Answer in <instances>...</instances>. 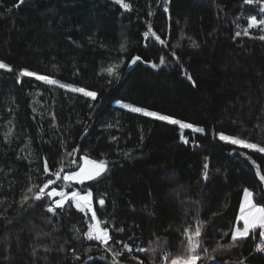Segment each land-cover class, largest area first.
I'll return each mask as SVG.
<instances>
[{
	"label": "trees",
	"instance_id": "1",
	"mask_svg": "<svg viewBox=\"0 0 264 264\" xmlns=\"http://www.w3.org/2000/svg\"><path fill=\"white\" fill-rule=\"evenodd\" d=\"M124 2L128 9L116 0H24L18 7L19 0H0V61L11 69H0V264H172L189 255L201 257L195 264H264L259 227L218 249L241 226L244 189L264 206V153L218 137L264 146V26L248 28V17L264 19V4ZM161 57L165 63L152 67ZM21 69L58 83L21 76ZM83 156L108 170L63 188L92 192L97 221L111 236L107 246L84 235L94 220L72 199L47 210L56 182L35 199L53 173L77 170ZM189 236L200 241L196 253L188 250ZM112 252L121 255L113 259Z\"/></svg>",
	"mask_w": 264,
	"mask_h": 264
},
{
	"label": "snow or ice",
	"instance_id": "2",
	"mask_svg": "<svg viewBox=\"0 0 264 264\" xmlns=\"http://www.w3.org/2000/svg\"><path fill=\"white\" fill-rule=\"evenodd\" d=\"M23 2H24V0H19L17 7L19 6V4H22ZM116 2L119 4H122V6L125 9H128L130 7V5L125 3L124 0H116ZM244 2L246 4L251 5L254 2V0H244ZM259 2L261 4H264V0H259ZM165 11H167V8H165ZM261 12H264V8H261ZM259 26H264V19L257 20L256 16L248 17V28L259 27ZM248 28H246L244 30V33L246 35L248 34ZM144 35L148 36L149 33L146 32ZM152 35L155 36V38L157 40H160V37L158 35H156L155 33H152ZM235 35L239 36V35H241V33L236 32ZM260 39L264 40V36H261ZM160 42L164 43V41H162V40ZM173 55H175V53H173ZM139 59H140L139 56L133 57L132 63H135ZM164 63H165V59L163 57H161L160 64L153 63L152 67L158 68L160 65H163ZM0 69L11 70L9 65L5 64L3 61H0ZM106 71L109 74H111L114 72V68L109 67ZM20 75L21 76L35 77L36 79L44 81L45 83L51 84V85H55L58 83V81H56L55 79H52L49 76L38 75L36 72L29 71L27 69H21ZM188 79L192 80V77L190 75H188ZM60 87H68L74 92L83 93L85 96L91 97L93 100H95L97 97L96 92L87 91L86 89L81 88V87H73L71 85H64V84H61ZM123 107L130 108V111H132L134 113H142L145 116L153 117V118L159 119L161 121H167L171 124H178V125H180L181 128H194L193 124L182 122L181 120L174 119L173 117H171L169 115H161L155 111H149V110H147L145 108H141V107H132V106L127 105V104L123 105ZM33 110L35 111V109H33ZM109 127H111V125H109ZM194 130L197 132L202 131V129L199 127H195ZM218 135H219L220 140L225 141L227 143H231L232 145H237V146H240V147H243L246 149H251L254 151H258L260 153H264V146H261L258 143H250L247 140H243V139H240L239 137H235V136H229V135H226L222 132L219 133ZM182 139H184V138L182 137ZM185 142H187V141L185 140ZM74 151H75V149H74ZM84 159H85V165H84V167L80 168V171L65 175L63 178L65 180H68V181L76 180L80 183H83L84 180H93V179L100 177L102 174H104L108 170L107 164L104 161L97 162L94 160H89L87 157H85ZM89 165L92 166L91 169H89V167H88ZM44 168H45V171L48 170L47 161H45ZM204 168H205L204 177H205V179H207V175H208L207 163L204 165ZM53 175H56L59 178V173H53ZM260 178H261V180H264V176H261ZM54 183H55V181L48 180V182L44 185V187L40 188L39 192L36 193L35 199L36 200L42 199L43 195L45 194L44 190L46 188H48L49 185H52ZM28 191L31 192L32 189L29 188ZM46 195L49 197H54V196H60L61 197V199L55 200L54 204L49 205V207L47 209L49 212H54L57 208H63L65 206L66 201L68 199H72L75 201V206L77 208L88 209L89 211H91V219L94 221L97 220L96 211L92 209V195L93 194L90 190L87 191V193L85 195H81L79 192H73V193H71V197H69L66 193L58 192L56 188H52V190L50 192H48ZM28 199H29L28 196L24 197L25 202ZM262 199H264V198H262ZM104 203H105V200L103 198H101L99 200V205L103 206ZM238 219L243 221V227L242 228L236 227L232 232L231 243L228 245H218V249L219 248H225V247H227V248L234 247L238 240H243V239L247 238L249 236V233L251 231H254L255 229H257L258 227L261 229L259 235H260L262 241H264V206H260L258 203L253 202V193L251 191H249L248 189H244V203L241 206V215ZM119 231H123V229H119ZM84 235L87 237L88 240L100 241L105 246L108 245V241L111 239V236L109 235V231H108L107 227L101 229L99 227V223H97L95 225L90 224L89 225V231L86 232ZM194 236L196 238H199L201 236V226L196 227ZM199 245H200L199 239H197V241L195 243H193L192 237L191 236L188 237V250L190 253H196ZM124 248L127 249L129 252L132 251L131 247L127 243L124 244ZM202 250L205 252V257L207 259H214V257L209 256L207 254V249H202ZM216 250L217 249H214L213 251H216ZM88 251H90V249H88ZM109 251H112V250L109 248ZM137 251L143 252L146 250L143 248H140V249H137ZM153 251H154V249H153ZM256 251L264 252V242H262L256 246ZM112 255H113V259H115L117 256L121 255V253L112 252ZM77 259H79V257H77ZM88 259L91 260L92 257H88ZM199 259H201V257L199 255H189L187 257H177L176 259H174L172 261V264H177V260L181 261L182 264H188L189 261H191L192 264H195V261L199 260Z\"/></svg>",
	"mask_w": 264,
	"mask_h": 264
},
{
	"label": "rangeland",
	"instance_id": "3",
	"mask_svg": "<svg viewBox=\"0 0 264 264\" xmlns=\"http://www.w3.org/2000/svg\"><path fill=\"white\" fill-rule=\"evenodd\" d=\"M112 104H114V105H118V106H121V107H123V105H125V104H127V105H130V106H132V107H139V106H136V105H134V104H131V103H125V102H122V101H120V100H113L112 101ZM125 108V107H124ZM127 109H130V108H127ZM149 111H151V110H149ZM175 119V118H174ZM183 122V121H182ZM186 123V122H185ZM178 125V124H177ZM179 127H180V125H178ZM195 127H199V126H195L194 125V128H182V129H190V130H193V131H195L194 129H195ZM181 128V127H180ZM199 128H201V127H199ZM202 129V128H201ZM202 131H203V129H202ZM200 132V131H199ZM230 136V135H229ZM218 137H219V135H218ZM85 156H83L82 157V159H81V164H80V167L77 169V170H75V171H71V172H67V173H63V176H62V180H61V187H59V188H56L57 189V191L58 192H64V193H66L69 197H71V193H73V192H78V191H76V190H74V191H72V192H69V191H67V189H65V188H63V186L66 184V183H69V182H78V181H76V180H72V181H68V180H65L63 177L65 176V175H68V174H72V173H75V172H78V171H80V168L81 167H84V165H85ZM88 158V157H87ZM89 160H93V159H90V158H88ZM94 161H96V160H94ZM97 162H99V161H97ZM89 167V169H91L92 168V166L91 165H89L88 166ZM84 181H87V180H84ZM250 191V190H249ZM81 195H85L86 193H81V192H79ZM56 199L55 200H59V199H61V197L60 196H54ZM74 201V200H73ZM75 202V201H74ZM243 203H244V199H243ZM84 209V208H83ZM98 223V221L97 220H95V221H93L92 222V225H95V224H97ZM242 223H243V221H242ZM99 227H100V225H99ZM237 227H240V228H242L243 227V225L242 226H237ZM101 228V227H100ZM236 228V227H235ZM101 229H103V228H101ZM192 262L191 261H189L188 262V264H191Z\"/></svg>",
	"mask_w": 264,
	"mask_h": 264
},
{
	"label": "crops",
	"instance_id": "4",
	"mask_svg": "<svg viewBox=\"0 0 264 264\" xmlns=\"http://www.w3.org/2000/svg\"><path fill=\"white\" fill-rule=\"evenodd\" d=\"M243 199H244V192H243V195H242V200H241V204H240V207H239V213H238V218L240 217V215H241V206H242V204H243ZM254 202V201H253ZM255 203V202H254ZM237 218V221L241 224V226L243 225V223H242V220H240V219H238Z\"/></svg>",
	"mask_w": 264,
	"mask_h": 264
},
{
	"label": "water",
	"instance_id": "5",
	"mask_svg": "<svg viewBox=\"0 0 264 264\" xmlns=\"http://www.w3.org/2000/svg\"><path fill=\"white\" fill-rule=\"evenodd\" d=\"M54 176H55V182L57 183L58 187H60L61 186V180H62V174L59 173V178L56 175H54Z\"/></svg>",
	"mask_w": 264,
	"mask_h": 264
},
{
	"label": "built area",
	"instance_id": "6",
	"mask_svg": "<svg viewBox=\"0 0 264 264\" xmlns=\"http://www.w3.org/2000/svg\"><path fill=\"white\" fill-rule=\"evenodd\" d=\"M177 264H182L181 262H177Z\"/></svg>",
	"mask_w": 264,
	"mask_h": 264
},
{
	"label": "bare ground",
	"instance_id": "7",
	"mask_svg": "<svg viewBox=\"0 0 264 264\" xmlns=\"http://www.w3.org/2000/svg\"><path fill=\"white\" fill-rule=\"evenodd\" d=\"M167 257H169V256H167ZM167 260H168V259H167ZM167 260H166V261H167Z\"/></svg>",
	"mask_w": 264,
	"mask_h": 264
}]
</instances>
